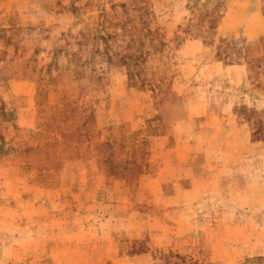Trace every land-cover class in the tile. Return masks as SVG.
Returning a JSON list of instances; mask_svg holds the SVG:
<instances>
[{"label":"rangeland","instance_id":"374dc122","mask_svg":"<svg viewBox=\"0 0 264 264\" xmlns=\"http://www.w3.org/2000/svg\"><path fill=\"white\" fill-rule=\"evenodd\" d=\"M264 264V0H0V264Z\"/></svg>","mask_w":264,"mask_h":264},{"label":"trees","instance_id":"16d2710c","mask_svg":"<svg viewBox=\"0 0 264 264\" xmlns=\"http://www.w3.org/2000/svg\"><path fill=\"white\" fill-rule=\"evenodd\" d=\"M168 264H180V263H176V262H168Z\"/></svg>","mask_w":264,"mask_h":264}]
</instances>
